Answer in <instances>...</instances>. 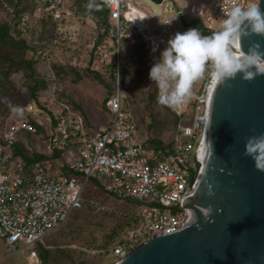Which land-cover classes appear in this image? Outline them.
Instances as JSON below:
<instances>
[{
    "label": "built area",
    "instance_id": "built-area-1",
    "mask_svg": "<svg viewBox=\"0 0 264 264\" xmlns=\"http://www.w3.org/2000/svg\"><path fill=\"white\" fill-rule=\"evenodd\" d=\"M32 1L37 6L36 14L57 22L59 33L71 31L72 0ZM100 1L109 10L117 53L113 60L117 66L115 85L107 102L111 115L108 126L94 130L83 117L66 108L49 109L30 101L20 106L22 114L16 111L0 131V241L6 247L24 249L34 260L32 264H41L37 243L81 207L82 190L89 177H96L105 192L140 204L139 224L127 232L128 243L112 249L119 259L153 238L184 228L205 162L206 95L212 70L199 84L201 93L191 90L185 102L172 107L181 120L173 134L172 150L158 158L143 144L136 111L124 104L127 94L119 71L120 41L138 36L144 51L150 54L151 45L161 42L165 35L182 32L183 18L201 20L213 33L234 6L246 8L252 2L162 0L156 5L163 6V16L156 20V10L143 0ZM102 48L104 57L107 49L104 45ZM44 55L41 52V58ZM156 56L150 60V67L159 59V51ZM109 62L104 57L103 71ZM190 100L199 103L192 119L187 115ZM27 132L31 137L25 135ZM17 141L49 158L26 166L19 150L16 153ZM37 142L38 149L34 145ZM58 150L61 152L56 158ZM63 167L71 173L65 174ZM97 209L102 206L98 204Z\"/></svg>",
    "mask_w": 264,
    "mask_h": 264
},
{
    "label": "trees",
    "instance_id": "trees-1",
    "mask_svg": "<svg viewBox=\"0 0 264 264\" xmlns=\"http://www.w3.org/2000/svg\"><path fill=\"white\" fill-rule=\"evenodd\" d=\"M89 3L90 0H72L71 5L74 15L79 16L80 13L84 17L87 15L94 21L97 29L95 39L89 42L91 46H89L90 55L87 66L80 67L77 64H71L69 60H65L64 62L53 59L49 60V53L41 58V52L51 51V49H47L44 45H40L39 47L30 45L25 40L24 31L31 24L32 18H34L33 16L36 15L37 6L32 0H0V9H4L6 15H9L13 21L11 23L8 20L0 18V98L6 99L8 102L4 108H0V131H3L4 121L14 109H18L30 101H34L41 107L46 108L44 102H41L40 96L43 94L50 95L53 85L63 81L66 77H71L73 82L80 81L82 78H89L102 84L106 89V96L102 102V108L107 112V102L113 94L117 66L115 61L109 62L106 64L107 69L103 71L101 68L94 67L93 62L94 58L101 59L100 46L102 45L106 46L107 51L115 54L114 30L109 20V10L103 3L100 0H94V6L91 8L88 6ZM40 17V22L43 26L47 24L53 26V39L59 38V41L72 39V32L63 34L57 31L58 24L50 16L41 15ZM182 25L188 29L197 28L203 35L212 34V31L201 20L183 18ZM62 36L64 39H62ZM109 39L111 43L108 45ZM70 41L72 42V40ZM58 45L63 44L58 43ZM69 48L67 47L66 49ZM141 48L143 50L138 36H133L131 39L122 38L119 46V54L122 56L120 52L122 49L123 56L128 57V52L133 51L134 53L136 52L138 61H143V71H145V74H142V71L139 70L137 74L140 76L138 81L145 89L146 98L144 99L141 115L138 116L136 112L138 127L140 135L144 138V146L154 156L160 158L172 150L174 145L173 134L176 131V126L180 122L181 117L175 115L172 107L162 105L158 102L159 90L156 83L149 79L148 73L151 67L142 59L143 52H141ZM29 52H31V55ZM27 54L30 56H27ZM101 61L104 63L102 59ZM125 64H120L119 67L123 86L130 82L126 77L128 73L126 72ZM211 70L212 67L209 64L206 67L201 81L209 75ZM17 75L20 76L23 82L30 83L27 86L29 90V96L27 98L15 99L17 95L12 92V89L16 83L13 77ZM197 93H201V90H197ZM124 104L135 110L136 98L134 94L126 96ZM197 106H199V103L196 100L189 101L187 112L189 118H193ZM33 123L35 124V122ZM35 126L38 131H42L40 125L35 124ZM170 131L172 132L171 136L164 138V135ZM25 135L31 137L28 132ZM15 146L16 153L18 154L19 150L26 166H30L32 161H44L49 158L47 155L34 150H28L20 141H17ZM60 152V150L55 151L54 155L56 158L60 155ZM62 169L65 174L71 173L65 167ZM109 198L120 200V203L113 210L103 209L96 211V205H93L90 201L94 199L104 203ZM140 212L141 208L139 203L133 200L115 197L105 192L96 177H89L82 190V205L80 208L75 209L69 218L78 220L82 217L87 220V215L89 214L91 217L89 222L94 217L98 225H100V221L101 223L102 221L107 222L106 224L109 227L102 228L99 238H94L92 244L85 243V249L94 248L96 252L87 254L85 249L58 247V237H64L62 236L61 225L58 229L45 236L42 242L37 243L36 252L41 264H62V258L65 256L67 261H71L74 264L73 255H77L78 257L90 255L85 258L89 261L88 264H101V258L104 255H109L111 259L109 264H114L119 257L113 253L112 249L122 243H128L126 234L139 224Z\"/></svg>",
    "mask_w": 264,
    "mask_h": 264
},
{
    "label": "water",
    "instance_id": "water-1",
    "mask_svg": "<svg viewBox=\"0 0 264 264\" xmlns=\"http://www.w3.org/2000/svg\"><path fill=\"white\" fill-rule=\"evenodd\" d=\"M260 8L264 11V0ZM253 44L264 52V35L242 36L243 51ZM261 133L264 74L245 80L237 73L224 84L213 83L205 162L188 221L183 229L133 248L114 264H264V171L244 154L246 139Z\"/></svg>",
    "mask_w": 264,
    "mask_h": 264
},
{
    "label": "rangeland",
    "instance_id": "rangeland-1",
    "mask_svg": "<svg viewBox=\"0 0 264 264\" xmlns=\"http://www.w3.org/2000/svg\"><path fill=\"white\" fill-rule=\"evenodd\" d=\"M143 1L148 3L153 9L156 10V20L163 16L161 15L163 10L162 5L150 3L148 0ZM40 16L41 15L39 14L33 16L34 18H32L31 24L24 31V38L28 44L38 47L40 45H44L47 49H51V51H44L45 56L49 53V60L53 59L59 62L69 60L71 64H77L80 67L87 66L90 55L89 46H91V43L89 42L94 40L97 35V29L95 27L94 21H92V19L87 15L84 17L81 13L79 16L74 15L69 24V27L71 28L70 32H72V39L65 40L63 38L64 35L62 34V39H64V41H59V38L53 39V26L51 24L43 26L40 22ZM0 18L8 20L11 23L13 22L9 15H6L4 9H0ZM187 29L188 28L184 27L181 28L182 32L186 31ZM170 34L172 35H165V37L161 39V42L151 45V50L149 51L150 54L141 48V52H143L142 59L148 63V65H150V60H152V57H157L156 53L158 51L161 52L167 46L168 39L174 35L173 33ZM70 40H72V42ZM58 43L63 45H58ZM110 43L111 40L109 39L108 45ZM65 47L70 48L66 49ZM103 49L104 48L100 50L101 59L103 61L104 57L106 60H116L117 53L114 54L113 52H109L107 50V55H104L103 57ZM122 51L123 50L121 49L120 52L122 56L119 54L120 64L126 63L125 68L126 72L128 73L126 77L128 80H130V82L124 84L125 92L127 96L134 94V97L136 98L135 110L138 116H140L144 99L146 98V92L143 85L138 81L140 76L137 74V72L139 70L142 71V74H145V71H143L144 64L143 61H138L136 52L134 53L133 51H130L128 52V57H125V55L123 56ZM29 54L31 55V52H29ZM29 54H27V56H30ZM101 59L98 60V58H94L93 65L94 67L101 68L103 70L102 66L104 65ZM207 77H205L203 81L207 79ZM13 78L16 80L15 86L12 89V92L17 95L15 99L27 98V96H29V90L27 86H29L30 83L26 81L23 82V80H21L20 76L18 75L14 76ZM201 82V79L195 81L191 90L197 92V90L200 89L199 84H201ZM105 96V87L96 81H93L89 78H82L80 81L73 82L71 77H66L63 81L57 82L53 85L50 95H41L40 100L41 102H44L45 106L49 109L55 108L56 110H61L62 108H66V110L72 113L79 114L81 117H83L87 124L92 126L94 130H98L101 127L108 126L109 121L111 120V115H109L108 112L104 111L102 108V102ZM7 104L8 102L6 99L0 98V108H4V106ZM15 110L16 109H14L5 119L3 130L7 124L11 122V116L16 112ZM171 134V131L168 132L164 135V138L170 137ZM34 145L37 146L36 149H38L39 142L34 143ZM28 150L32 151L35 150V148L31 147L30 149L28 148ZM90 201L93 205H96V211L103 209L113 210L120 203V200L113 198L106 199L104 203L94 199H91ZM98 204L102 206V209H97ZM87 216V220L82 217L78 220L69 218L70 220L68 219V222L66 221L67 223L65 222L62 224L61 232L62 236L64 237H58V247H68L72 249L83 250L85 249V243L92 244L94 238L100 237L103 227H109L108 224H106V221H102V223L100 221V225H98L96 223L95 217L91 222H89L91 217L89 214ZM85 250L87 251V254H93L96 252V249L94 248ZM89 256L90 255L78 257L77 255H73L72 258L74 264H88L89 261H87L85 258ZM101 259V264H109L111 262L109 255H104ZM33 262L34 260L27 255V252L24 249H11V247H6L0 241V264H32ZM61 262L62 264H73L71 261L69 262L66 260V256L62 258Z\"/></svg>",
    "mask_w": 264,
    "mask_h": 264
},
{
    "label": "clouds",
    "instance_id": "clouds-1",
    "mask_svg": "<svg viewBox=\"0 0 264 264\" xmlns=\"http://www.w3.org/2000/svg\"><path fill=\"white\" fill-rule=\"evenodd\" d=\"M88 6L93 7L94 0ZM251 33L264 35L260 0H252L246 8L234 6L211 35H203L197 28L175 33L148 73L159 90L158 102L169 107L185 102L209 64L214 84H224L237 73L245 80L264 74V52L259 44L250 45L247 52L240 47L242 36ZM15 111L22 114V109ZM244 154L252 157L257 170L264 171V133L246 139Z\"/></svg>",
    "mask_w": 264,
    "mask_h": 264
},
{
    "label": "bare ground",
    "instance_id": "bare-ground-1",
    "mask_svg": "<svg viewBox=\"0 0 264 264\" xmlns=\"http://www.w3.org/2000/svg\"><path fill=\"white\" fill-rule=\"evenodd\" d=\"M212 85H213V81H212V79H211V83H210V86L208 87V93H207V95H206V100H207V102H208V100H209V96H210V93H211V89H212Z\"/></svg>",
    "mask_w": 264,
    "mask_h": 264
},
{
    "label": "crops",
    "instance_id": "crops-1",
    "mask_svg": "<svg viewBox=\"0 0 264 264\" xmlns=\"http://www.w3.org/2000/svg\"><path fill=\"white\" fill-rule=\"evenodd\" d=\"M105 127V126H104ZM102 128V127H101Z\"/></svg>",
    "mask_w": 264,
    "mask_h": 264
}]
</instances>
